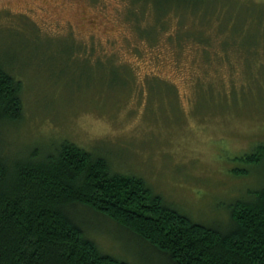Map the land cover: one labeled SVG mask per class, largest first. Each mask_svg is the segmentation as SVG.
Here are the masks:
<instances>
[{"label": "rangeland", "instance_id": "374dc122", "mask_svg": "<svg viewBox=\"0 0 264 264\" xmlns=\"http://www.w3.org/2000/svg\"><path fill=\"white\" fill-rule=\"evenodd\" d=\"M0 62L24 86L22 120L0 125L10 158L70 140L209 226L264 185V160L236 159L264 144V0H0ZM75 218L103 254L168 264Z\"/></svg>", "mask_w": 264, "mask_h": 264}, {"label": "trees", "instance_id": "16d2710c", "mask_svg": "<svg viewBox=\"0 0 264 264\" xmlns=\"http://www.w3.org/2000/svg\"><path fill=\"white\" fill-rule=\"evenodd\" d=\"M23 93L0 62V125L22 120ZM236 159L262 163L264 144ZM79 210L108 219L168 264H264V185L229 207L228 223L209 226L70 140L25 157L0 150V264H134L103 254L75 218Z\"/></svg>", "mask_w": 264, "mask_h": 264}]
</instances>
